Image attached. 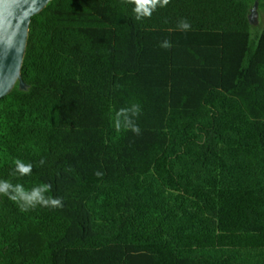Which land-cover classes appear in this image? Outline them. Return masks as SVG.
Listing matches in <instances>:
<instances>
[{
    "label": "trees",
    "instance_id": "16d2710c",
    "mask_svg": "<svg viewBox=\"0 0 264 264\" xmlns=\"http://www.w3.org/2000/svg\"><path fill=\"white\" fill-rule=\"evenodd\" d=\"M256 1L170 0L137 20L126 0H53L32 17L28 90L0 100V180L51 184L63 207L0 195V264H264ZM133 104L140 134L117 132Z\"/></svg>",
    "mask_w": 264,
    "mask_h": 264
},
{
    "label": "water",
    "instance_id": "95a60500",
    "mask_svg": "<svg viewBox=\"0 0 264 264\" xmlns=\"http://www.w3.org/2000/svg\"><path fill=\"white\" fill-rule=\"evenodd\" d=\"M53 0H0V100L18 84L21 91L28 86L22 78L32 17L41 13ZM252 26L259 24V2L248 16Z\"/></svg>",
    "mask_w": 264,
    "mask_h": 264
},
{
    "label": "clouds",
    "instance_id": "9594fccd",
    "mask_svg": "<svg viewBox=\"0 0 264 264\" xmlns=\"http://www.w3.org/2000/svg\"><path fill=\"white\" fill-rule=\"evenodd\" d=\"M127 3L135 5L133 11L137 20L145 17H151L153 11L156 8L164 7L170 3V0H126ZM178 30L187 32L191 29V24L186 19H181L177 25ZM172 42L165 39L160 47L164 49H170ZM141 108L138 104H133L127 108H121L115 116L114 127L117 132L124 130H130L134 134H140V128L135 123V119L139 116ZM15 171L21 176L30 175L32 171V164H25L20 160L15 162ZM43 160L40 161L42 165ZM96 175H102L97 172ZM52 185L48 183H42L31 189H26L22 184H13L9 180H0V195L7 196L9 199L15 201L22 211L33 209L37 206L49 207V208H61L63 202L60 197L49 195Z\"/></svg>",
    "mask_w": 264,
    "mask_h": 264
},
{
    "label": "rangeland",
    "instance_id": "374dc122",
    "mask_svg": "<svg viewBox=\"0 0 264 264\" xmlns=\"http://www.w3.org/2000/svg\"><path fill=\"white\" fill-rule=\"evenodd\" d=\"M264 20V13L259 11V24L254 27V32H256V30L259 28V26L261 25L262 21Z\"/></svg>",
    "mask_w": 264,
    "mask_h": 264
}]
</instances>
